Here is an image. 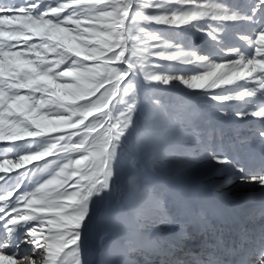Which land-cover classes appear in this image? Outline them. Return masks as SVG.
Returning a JSON list of instances; mask_svg holds the SVG:
<instances>
[{
    "label": "snow or ice",
    "instance_id": "6c2138e0",
    "mask_svg": "<svg viewBox=\"0 0 264 264\" xmlns=\"http://www.w3.org/2000/svg\"><path fill=\"white\" fill-rule=\"evenodd\" d=\"M201 38L228 57L201 54L191 42ZM180 85L217 115L262 125L247 157L202 142L218 171L259 189L227 238L213 205L137 178L140 161L159 170L174 154L157 145L191 111L162 95ZM125 164L120 202L97 208ZM256 214L264 219V0H0V264H89L96 223L107 233L102 264H133V254L264 264V224L247 223ZM197 234L193 253L186 237Z\"/></svg>",
    "mask_w": 264,
    "mask_h": 264
},
{
    "label": "rangeland",
    "instance_id": "374dc122",
    "mask_svg": "<svg viewBox=\"0 0 264 264\" xmlns=\"http://www.w3.org/2000/svg\"><path fill=\"white\" fill-rule=\"evenodd\" d=\"M240 31L246 32L247 29L241 28ZM191 42L200 49L201 54L208 53L217 59L218 62H223L229 55L227 51L223 53L219 52L218 49L213 48L203 38ZM235 43L236 46H240L241 42ZM162 95L166 102L171 101L173 106L180 110L191 109V111L184 114L183 123L176 129L175 133L162 139L157 145V147L162 149H171L174 153L166 166L158 170L152 165L150 160H142L139 163V171L154 173L172 180L188 181L193 184L204 185L212 182L216 188L214 190L215 194H219L220 192L222 193L219 194L220 196H229L230 189L234 187L233 179H235V176H228L221 173L218 171L220 166L216 168H208L206 166L209 160L199 154L202 142L206 141L216 151L230 150L234 153L237 150L239 152L243 151L242 147L240 149L241 144L246 141H252L256 137V133L251 134L243 130L246 129L247 131L250 128L251 130L256 129L254 127L261 126V122L258 118H247L240 121L231 115L228 117L217 115L212 107L215 102L196 99L191 91L185 89L182 85L176 88H170L168 91L162 93ZM245 124H247L246 128H244ZM123 167L128 169L127 164L123 165ZM129 178V174L125 176L120 174L118 188L110 198L98 204L97 208H103L107 205L115 206L119 203L125 193ZM137 178L154 185L159 191L168 195L170 198L174 197L169 190L154 184L144 176L138 174ZM231 193H236V196L230 201L231 204L240 208L242 211L246 205L255 204L259 199V194L253 195L252 192L242 193L239 190ZM171 202L172 200L170 199V204ZM165 231L170 232L168 229ZM106 239L107 234L101 229L98 223L90 227L87 232V240L84 248V255L89 263L97 256V252Z\"/></svg>",
    "mask_w": 264,
    "mask_h": 264
},
{
    "label": "bare ground",
    "instance_id": "6f19581e",
    "mask_svg": "<svg viewBox=\"0 0 264 264\" xmlns=\"http://www.w3.org/2000/svg\"><path fill=\"white\" fill-rule=\"evenodd\" d=\"M246 126H247V124H245L244 128H246ZM261 126L254 127L256 129H252V130L250 128L247 131H246V129H244L243 131L247 132V133H251V134L252 133L257 134L258 129ZM254 145H255V139H253L252 141H246V142L242 143L240 146V149H241V147L243 148V151H240V154H242V157H247L248 154L254 148ZM217 152L220 154L226 155V156L235 154L234 152H231L230 150H228V151L222 150V151H217ZM206 164H207L206 166H208V168L219 167L218 165H216L214 162H212L210 160ZM120 174L122 176H125V175L129 174V170L127 168L121 167ZM138 174L144 176L147 180L153 182L154 184L161 186L163 188H166L167 190H169L172 193L173 196L177 192L181 193L183 195V197L186 199V201L193 207H197V206H201V205H213L215 207V210H216L218 216H220V215H227V216H229V215L230 216L241 215L242 218L245 219V217L243 216L244 210L242 211L240 208H237L235 205L231 204L230 201H232V199L236 196L235 195L236 193H231V192H235V191H239V190L242 193H247V192H252V191H256V192L258 191L259 192L258 188L249 187L247 185H242L236 179H233L234 187H232L230 189V191H229L230 195L229 196H224V195L220 196L219 194H222V193H220V192H219V194L214 193V190L216 188H215L214 183H212V182L201 185V184L189 183L188 181L172 180V179H169L167 177L160 176V175H157L154 173H149V172L139 171ZM255 198H256V196H255ZM246 206L248 208H254L255 204H251L249 206L246 205ZM247 223H248L249 227L258 228L261 224H264V219H262L258 214H256V215H253L252 217L248 218ZM98 225L101 227V229L104 230L103 226H101L99 223H98ZM168 230L170 232L174 231L173 228H169ZM222 231H223L226 238L233 235V233L230 232L228 228L227 229L224 228ZM194 241H196V244L200 243L199 239H197V238L195 239V236L186 237V243H187L188 247H190L194 243ZM30 249H31V246L22 245L20 251H21V253H24V252L30 251ZM133 257H135V260L138 261V264L144 263V257L140 256L139 254H134V255H132L131 258H133ZM102 261H103V255H102L101 248H100V250L97 252V256L95 258H93L89 264H102ZM134 262L135 261H133V263ZM252 264H255V261H253Z\"/></svg>",
    "mask_w": 264,
    "mask_h": 264
}]
</instances>
